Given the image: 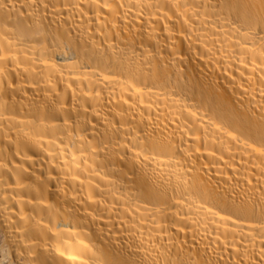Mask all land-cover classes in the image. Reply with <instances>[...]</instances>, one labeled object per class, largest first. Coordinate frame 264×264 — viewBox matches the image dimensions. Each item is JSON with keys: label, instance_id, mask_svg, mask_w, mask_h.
Masks as SVG:
<instances>
[{"label": "bare ground", "instance_id": "1", "mask_svg": "<svg viewBox=\"0 0 264 264\" xmlns=\"http://www.w3.org/2000/svg\"><path fill=\"white\" fill-rule=\"evenodd\" d=\"M0 264H264V0H0Z\"/></svg>", "mask_w": 264, "mask_h": 264}]
</instances>
